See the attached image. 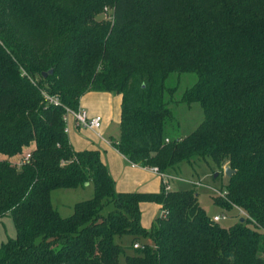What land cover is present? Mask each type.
Instances as JSON below:
<instances>
[{"label": "trees", "instance_id": "1", "mask_svg": "<svg viewBox=\"0 0 264 264\" xmlns=\"http://www.w3.org/2000/svg\"><path fill=\"white\" fill-rule=\"evenodd\" d=\"M174 72L197 75L182 101L204 112L175 137ZM88 91L121 96L114 146L130 162L175 174L209 157L235 170L214 200L244 222L213 221L194 185L118 191L100 150L76 149L65 131L66 108ZM88 183L93 196L63 217L52 191ZM143 202L163 211L149 229ZM9 212L17 236L0 264H264V0H0V217Z\"/></svg>", "mask_w": 264, "mask_h": 264}, {"label": "rangeland", "instance_id": "2", "mask_svg": "<svg viewBox=\"0 0 264 264\" xmlns=\"http://www.w3.org/2000/svg\"><path fill=\"white\" fill-rule=\"evenodd\" d=\"M104 13L100 15V18L109 17V7L104 8ZM197 80V75L194 72H174L172 73L167 81L166 85L172 88L173 93H166V97L171 100L170 107L173 110L176 121H178L179 126L175 128L172 132V136H185L195 130L197 126L201 123L204 118V112L199 103L189 104L182 101V96L185 90L191 87ZM97 93L96 91H88V93ZM110 95L106 99V105L111 108V112L117 114L120 107V97L117 93H107ZM94 116V115H93ZM111 129L118 131L120 128V122L117 118L113 121ZM115 134V133H114ZM152 167V166H151ZM227 165L220 168L214 160L211 158L197 159L192 163L184 162L181 164L179 169L174 170L175 175L180 177L182 180H177L181 182H175L172 180V188H182L192 186L191 181H199L201 184H209L218 188L224 187L228 183L229 176L226 172ZM218 174L216 177L215 175ZM178 183V184H177ZM195 186V185H194ZM199 192V202L201 206L207 211L210 216L220 215L226 213L228 219L222 220L220 223L224 226H231L238 220L241 216L235 207L225 209L219 206L214 197L216 195L207 186H196ZM94 194V187L92 183H88L85 186H80L77 188H58L52 191L51 199L52 204L56 210L63 216L68 217L74 211V206L77 202L90 199ZM146 210V208H144ZM151 216L148 210L145 211L146 220H149ZM143 217V214H142ZM156 218V217H155ZM142 220V218H141ZM155 219L151 221L154 222ZM153 224V223H152ZM17 236L16 224L13 219L12 213L9 212L2 217H0V245L6 242L10 238H15ZM117 241L121 242L126 246L127 252H132L131 248V238L130 236H124L122 238H117ZM121 264H127L122 257Z\"/></svg>", "mask_w": 264, "mask_h": 264}, {"label": "crops", "instance_id": "3", "mask_svg": "<svg viewBox=\"0 0 264 264\" xmlns=\"http://www.w3.org/2000/svg\"><path fill=\"white\" fill-rule=\"evenodd\" d=\"M96 92L84 94L80 100V107L85 109L91 116L101 115L104 119L103 126L100 131H95L89 128L79 129L71 122L70 132L68 133L71 143L76 149L91 148L100 150L102 159L108 165L118 191L159 192L162 185L161 178L149 168L133 166L114 146V142L119 140L121 128L114 131L111 126L115 118L121 123V96L118 95L120 97V107L117 117V114L113 115L111 108L106 105V99L110 97L107 94L109 92ZM17 157L13 156L10 160H16ZM144 208L151 214L149 220H146V210ZM141 209L143 214L142 225L149 229L153 223L151 221L160 215L161 206L153 202H143Z\"/></svg>", "mask_w": 264, "mask_h": 264}, {"label": "built area", "instance_id": "4", "mask_svg": "<svg viewBox=\"0 0 264 264\" xmlns=\"http://www.w3.org/2000/svg\"><path fill=\"white\" fill-rule=\"evenodd\" d=\"M45 96L51 103H53L55 105H59L60 104V101H59L58 97L51 96V95H49L47 93L45 94ZM66 109H67V112H66V114L64 116V119L66 121L65 131L67 133L70 132L71 122H73L75 127L79 128V129L89 128V129H92V130H95V131H100V129L103 126L104 119H103V117L101 115L91 116V115H89V113L85 109H83L81 107H79L77 110H73L71 108H66ZM32 153L33 152H32L31 148L25 149L24 152L21 155H18L16 160H10V161H11V163L13 165H15L16 167L20 168L21 166H23L24 164H26L28 161L31 160ZM131 163H132L133 166H140V167H144V168H149L150 170L155 172L161 178L162 184L165 186V189L167 191L173 189L172 185H171L172 180L173 181H177V180L184 181L180 177L176 176L175 174H169V173H166V172H162L156 166L149 167V166H141V165H139L137 163H134V162H131ZM191 184L195 185V186H198V185L199 186H203V185L207 186L213 191V193L216 196L226 197V195H227V191L226 190H222V189H220L218 187H215V186H212V185H209V184H203L202 185L201 182H199V181H191ZM235 208L237 209V211L239 212L240 215H242L244 217L248 215L239 206H235ZM160 214H163V211H161ZM212 219L215 222H221L222 220L228 219V215L226 213H223V214H220V215L213 216ZM145 246L146 245L141 243V242H136L134 244L135 248H144Z\"/></svg>", "mask_w": 264, "mask_h": 264}, {"label": "water", "instance_id": "5", "mask_svg": "<svg viewBox=\"0 0 264 264\" xmlns=\"http://www.w3.org/2000/svg\"><path fill=\"white\" fill-rule=\"evenodd\" d=\"M52 72H53V70H50V71H49V73H52ZM49 73H47V72L44 73V76H47ZM226 172H227V175H228V176H231V175L235 172V170H233V169H231L229 166H227V167H226ZM217 175H218V174H216L215 177H216ZM244 220H245V219H244L243 217L240 219L241 222H244Z\"/></svg>", "mask_w": 264, "mask_h": 264}]
</instances>
